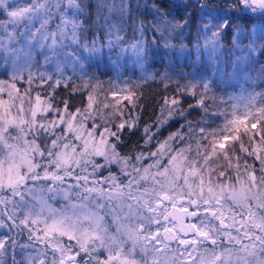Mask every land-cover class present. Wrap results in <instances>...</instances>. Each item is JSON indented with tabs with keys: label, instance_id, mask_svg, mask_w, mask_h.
Returning <instances> with one entry per match:
<instances>
[{
	"label": "clouds",
	"instance_id": "1",
	"mask_svg": "<svg viewBox=\"0 0 264 264\" xmlns=\"http://www.w3.org/2000/svg\"><path fill=\"white\" fill-rule=\"evenodd\" d=\"M172 2L0 0V264H264V0Z\"/></svg>",
	"mask_w": 264,
	"mask_h": 264
},
{
	"label": "trees",
	"instance_id": "2",
	"mask_svg": "<svg viewBox=\"0 0 264 264\" xmlns=\"http://www.w3.org/2000/svg\"><path fill=\"white\" fill-rule=\"evenodd\" d=\"M157 3H159L160 7L165 10L166 15L186 20V28H190L195 25L197 15L194 11H188L186 6L182 7L179 4L173 3L172 0H157ZM124 103L127 102L124 101Z\"/></svg>",
	"mask_w": 264,
	"mask_h": 264
},
{
	"label": "snow or ice",
	"instance_id": "3",
	"mask_svg": "<svg viewBox=\"0 0 264 264\" xmlns=\"http://www.w3.org/2000/svg\"><path fill=\"white\" fill-rule=\"evenodd\" d=\"M125 99H127V97H125ZM244 122L241 120V121H237V124L238 125H242ZM252 127L254 128L255 125H252ZM221 147H223V145H221Z\"/></svg>",
	"mask_w": 264,
	"mask_h": 264
},
{
	"label": "rangeland",
	"instance_id": "4",
	"mask_svg": "<svg viewBox=\"0 0 264 264\" xmlns=\"http://www.w3.org/2000/svg\"><path fill=\"white\" fill-rule=\"evenodd\" d=\"M125 102H127V101H125Z\"/></svg>",
	"mask_w": 264,
	"mask_h": 264
}]
</instances>
